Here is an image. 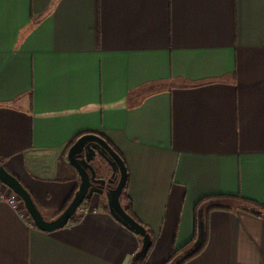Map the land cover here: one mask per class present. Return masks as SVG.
<instances>
[{"label": "crops", "instance_id": "crops-1", "mask_svg": "<svg viewBox=\"0 0 264 264\" xmlns=\"http://www.w3.org/2000/svg\"><path fill=\"white\" fill-rule=\"evenodd\" d=\"M88 132L124 158L147 264L190 242L201 199L264 203V0H0V155L45 218L80 183L68 151ZM105 203L43 231L0 202V264H132L141 237ZM219 204L185 264H264L262 212L200 208Z\"/></svg>", "mask_w": 264, "mask_h": 264}, {"label": "water", "instance_id": "water-1", "mask_svg": "<svg viewBox=\"0 0 264 264\" xmlns=\"http://www.w3.org/2000/svg\"><path fill=\"white\" fill-rule=\"evenodd\" d=\"M86 146L91 149L94 157L96 154L101 157L102 161L97 163V165L91 162L93 158L85 156L84 150ZM68 160L80 176L79 188L68 207L61 214L52 219H46L44 217L29 191L17 177L11 174L1 164L0 181L20 196L34 225L43 231H53L65 227L85 200H90L95 194L105 196L107 198L110 214L129 230L142 237L141 247L132 260V264H137L141 256L146 253L151 240L145 227L129 215L121 204L120 197L127 180V168L123 158L101 135L87 133L81 136L70 147L68 151ZM103 162L108 163L112 170L109 177H98V172H101ZM251 210L256 214H260L261 212L254 208ZM198 217V237L188 249L179 255L180 260L195 252L202 242L205 227L203 207L199 209Z\"/></svg>", "mask_w": 264, "mask_h": 264}, {"label": "trees", "instance_id": "trees-1", "mask_svg": "<svg viewBox=\"0 0 264 264\" xmlns=\"http://www.w3.org/2000/svg\"><path fill=\"white\" fill-rule=\"evenodd\" d=\"M89 133V132H88ZM96 133V132H94ZM99 135H101L103 138H105L102 134L100 133H97ZM82 136L81 135H78L74 141L72 142V144L80 137ZM106 139V138H105ZM107 140V139H106ZM108 141V140H107ZM109 142V141H108ZM110 143V142H109ZM71 144V145H72ZM111 144V143H110ZM116 150V149H115ZM117 151V150H116ZM118 152V151H117ZM119 153V152H118ZM120 154V153H119ZM121 155V154H120ZM121 157L123 158V156L121 155ZM124 160V158H123ZM125 162V161H124ZM0 164L3 165L11 174H13L15 177H17L19 179V181L23 184V186L29 191V193L31 194V196L33 197L35 203L37 204L38 206V203L36 201V199L34 198V196L32 195L31 191L29 190V188L23 183V181L13 172H11L5 165V162H4V158L0 155ZM126 165V163H125ZM127 168V166H126ZM128 169H127V180L125 182V186H124V190L122 192V195L120 197V200H121V204L123 206V208L125 209V211L131 215L137 222H139L140 224H142L145 229H146V232L149 234L150 236V245L146 251V253L141 256V258L138 260L137 264H147V259H148V256L150 254V252L152 251L154 245H155V242H156V237L155 235L153 234V232L147 227L145 226L136 216L135 212H134V209H133V203H132V200L130 199L129 195H128ZM79 188V184L75 187V189L71 192V194L68 196V198L65 200V202L63 203V205L61 206V208L53 214V217H56L58 216L59 214H61L67 207L68 205L71 203V201L73 200L77 190ZM209 199H228V200H232V201H236V202H239L241 204H244V206H241V207H244L243 209L244 210H248L249 212H253L251 210V208H254V209H257L259 211L262 212V216H264V203H259V202H255V201H251V200H248V199H245L241 196H213V197H205L203 199H201L199 201V203L197 204L196 206V212H195V220H194V234H193V238L190 240L189 243H187L185 246H183L182 248L180 249H174L173 250V253L171 255V257L165 261L164 263L162 264H185L187 263L189 260H191L192 258H194L195 256H197L204 248L205 246L207 245L208 243V236H209V227H208V215L209 213L212 211V210H215V209H226V210H232L233 208L231 206H228V205H224V204H219V205H210L208 206L205 210H204V236H203V239H202V242L200 243L199 247L195 250V252L189 254L188 256H185L183 259H179V255L181 254L182 251H184L185 249L189 248L197 239L198 237V234H199V217H198V212H199V208H200V205L202 202L206 201V200H209ZM89 200H85L83 202V204L81 205L80 209L74 214V216H72V218L70 219L69 223L68 224H71V223H77V222H80L81 219L83 218L84 216V213L82 212V210H85L87 207H84L86 206V204L88 203ZM247 207H251L250 209H247ZM39 208V207H38ZM104 209L108 212L109 211V207H108V204L105 203V207ZM29 219L32 220V218L29 216ZM48 219V218H46ZM141 237V236H140ZM141 240H142V237H141ZM140 247H141V244H140ZM179 260V261H178ZM178 261V262H177Z\"/></svg>", "mask_w": 264, "mask_h": 264}, {"label": "built area", "instance_id": "built-area-1", "mask_svg": "<svg viewBox=\"0 0 264 264\" xmlns=\"http://www.w3.org/2000/svg\"><path fill=\"white\" fill-rule=\"evenodd\" d=\"M0 202L8 204L24 219H29L30 215L25 208L23 200L20 198L18 194H16L13 190H11L1 181H0ZM92 210L94 211L96 209L86 208L85 210H82V212L85 214L87 211H92ZM29 221L31 226H35L32 220L29 219Z\"/></svg>", "mask_w": 264, "mask_h": 264}, {"label": "flooded vegetation", "instance_id": "flooded-vegetation-1", "mask_svg": "<svg viewBox=\"0 0 264 264\" xmlns=\"http://www.w3.org/2000/svg\"><path fill=\"white\" fill-rule=\"evenodd\" d=\"M89 133H94V132H89ZM85 134H87V133H85ZM96 134H97V133H96ZM83 135H84V134H83ZM83 135H82V136H83ZM80 137H81V136H80ZM80 137H79V138H80ZM79 138H78V139H79ZM78 139H77V140H78ZM77 140H76V141H77ZM76 141H75V142H76ZM75 142H74V143H75ZM74 143H73V144H74ZM73 144H72V145H73ZM72 145H71V146H72ZM84 153H85V156H86V157H88V158H93L91 162H92L94 165H97V163H99V162L102 161L101 157H100L98 154H96L95 157H94V154L92 153L91 149H90L89 147H87V146H86V148H85V150H84ZM109 176H110V175H109ZM109 176H108V177H109Z\"/></svg>", "mask_w": 264, "mask_h": 264}, {"label": "rangeland", "instance_id": "rangeland-1", "mask_svg": "<svg viewBox=\"0 0 264 264\" xmlns=\"http://www.w3.org/2000/svg\"><path fill=\"white\" fill-rule=\"evenodd\" d=\"M105 164V168L107 167V165H108V163H106V162H103V165ZM109 166V165H108ZM109 168H110V166H109ZM106 169H108V167L106 168ZM109 170V169H108Z\"/></svg>", "mask_w": 264, "mask_h": 264}]
</instances>
